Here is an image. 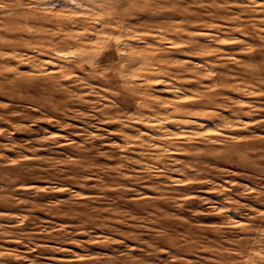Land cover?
I'll return each mask as SVG.
<instances>
[{
    "label": "rangeland",
    "instance_id": "374dc122",
    "mask_svg": "<svg viewBox=\"0 0 264 264\" xmlns=\"http://www.w3.org/2000/svg\"><path fill=\"white\" fill-rule=\"evenodd\" d=\"M0 264H264V0H0Z\"/></svg>",
    "mask_w": 264,
    "mask_h": 264
}]
</instances>
